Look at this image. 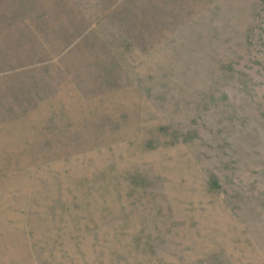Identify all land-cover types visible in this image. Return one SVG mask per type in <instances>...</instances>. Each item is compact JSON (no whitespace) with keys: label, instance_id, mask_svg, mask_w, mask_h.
Wrapping results in <instances>:
<instances>
[{"label":"rangeland","instance_id":"rangeland-1","mask_svg":"<svg viewBox=\"0 0 264 264\" xmlns=\"http://www.w3.org/2000/svg\"><path fill=\"white\" fill-rule=\"evenodd\" d=\"M0 264H264V0H0Z\"/></svg>","mask_w":264,"mask_h":264}]
</instances>
